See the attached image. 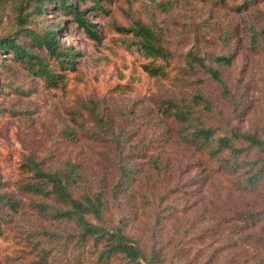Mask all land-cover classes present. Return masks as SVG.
I'll list each match as a JSON object with an SVG mask.
<instances>
[{"label":"rangeland","instance_id":"374dc122","mask_svg":"<svg viewBox=\"0 0 264 264\" xmlns=\"http://www.w3.org/2000/svg\"><path fill=\"white\" fill-rule=\"evenodd\" d=\"M24 3L21 10L0 0V37L60 22L55 37L78 56L74 71L45 59L61 77L56 89L0 56V195L20 203L17 212L0 213V264H101L72 239L71 223L36 210L43 200L22 189L32 179L28 161L40 170L76 164L90 192L101 187L107 199L101 219L89 220L124 228L145 259L154 250L158 264H264V178L250 190L242 180L246 167L240 185L236 176L207 174L205 159L182 140L180 122L163 113L169 104L188 113L195 126L264 134V37L251 45L253 29L264 33V0L247 7L241 0H104V11L85 13L98 41L71 16L52 7L39 16L31 2ZM137 25L153 32L170 59L145 58L137 51L139 39L115 29ZM228 52L230 66L221 68L224 89L187 65L189 53L210 62ZM150 62L165 77L149 76L143 65ZM195 94L210 111L194 103ZM239 147L241 160L264 173V154ZM152 164L164 173L157 175ZM119 165L135 168L138 179L112 195ZM108 264L131 263L113 258Z\"/></svg>","mask_w":264,"mask_h":264},{"label":"trees","instance_id":"16d2710c","mask_svg":"<svg viewBox=\"0 0 264 264\" xmlns=\"http://www.w3.org/2000/svg\"><path fill=\"white\" fill-rule=\"evenodd\" d=\"M11 1L15 4L18 3L19 9H21L22 3L25 5L24 2H31L34 14L39 16L43 15L46 7H52L58 13L71 16L72 21L89 39L98 41L100 38L95 24H92L86 18L85 13L104 11L102 6L104 0ZM221 1L223 0H217V2ZM241 1L244 7L255 2V0ZM85 3L88 4L87 9L79 11L80 5ZM19 15L21 20L22 16ZM22 20L21 27L26 24L24 18ZM60 29L61 23L57 22L51 26H46L40 31L20 28L18 37H0V56H2V59L5 57L12 64L21 66L31 72L46 87L56 89L61 77L48 67L45 59L53 61L58 69L74 71L78 56V53L74 50L62 47L59 44L55 35L56 31ZM115 29L119 33L131 32L134 37L139 39L136 44L137 51L145 58L151 60L170 59V54L158 47L156 37L150 29L140 25L129 29L120 27ZM251 33V45L255 47L261 37H264V33L254 29ZM231 57L232 55L228 52L227 55L213 58L212 61L207 62L189 53L187 55V65L190 69L194 67L202 69L210 80L224 89L221 68L230 66ZM143 70L151 77H165L164 69L160 66H154L152 62L143 65ZM193 100L196 105L203 103L207 110H211L210 104L203 100L200 95L195 94ZM163 113L165 116L172 115L180 122L185 133L181 136L182 140L197 154L200 161L202 160L201 157L205 159L203 164H207L204 165L206 171H208L207 174L215 176L216 173H219V175L228 179L236 176L239 179L238 185H240L242 178L240 173L242 168L246 167L249 174L242 180L244 187L250 190L255 189L257 183L264 178V173L256 172V163L241 160L243 150L239 147V144L244 143L247 145L248 150L264 154V134L257 136L250 131L239 133L235 129L228 133H220L218 129L195 126L191 123L188 113L175 109L174 106L169 104L164 106ZM103 123L106 125L105 122ZM68 136L70 139L73 137L69 134ZM213 162H219L217 168H215ZM152 168L157 175L165 171L160 172L153 164ZM118 169L119 176L113 185L112 195L130 190L132 184L138 179V172L135 168H131L129 165H119ZM25 170L32 174V179L31 182L23 185V191L43 200L42 203L35 206L36 210L49 219L71 223L76 229V236L73 235L72 239H75V243L84 249L86 257L94 256L96 262L101 264H108L113 258H121L131 264L145 259L138 242L131 238L124 228L107 229L91 222L92 220L99 221L101 219L107 199L101 187L94 193L90 192L89 186H87L88 183L76 164L69 161L57 166L55 169L40 170L37 164L28 161ZM2 185L0 183V187ZM19 207L20 203L8 194L0 195V213L4 209L15 213ZM242 216L243 214L239 215L240 218ZM245 217L243 216V218ZM250 218V221H253L255 217L250 215ZM145 261L146 264H158V253L152 250L150 257Z\"/></svg>","mask_w":264,"mask_h":264}]
</instances>
